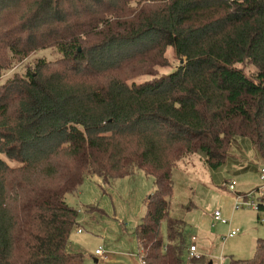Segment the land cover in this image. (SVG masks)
I'll list each match as a JSON object with an SVG mask.
<instances>
[{"label": "trees", "instance_id": "16d2710c", "mask_svg": "<svg viewBox=\"0 0 264 264\" xmlns=\"http://www.w3.org/2000/svg\"><path fill=\"white\" fill-rule=\"evenodd\" d=\"M235 142L264 166V0H0V264H83L66 194L136 170L155 180L142 264H184L174 170H222ZM235 264H264V238Z\"/></svg>", "mask_w": 264, "mask_h": 264}, {"label": "rangeland", "instance_id": "374dc122", "mask_svg": "<svg viewBox=\"0 0 264 264\" xmlns=\"http://www.w3.org/2000/svg\"><path fill=\"white\" fill-rule=\"evenodd\" d=\"M36 55L52 60L56 57L51 49H40ZM166 55L168 66L158 68L160 74L171 72L179 63V58L171 49ZM16 70H21V65L7 70L1 80L4 81ZM246 145L235 142L231 146L229 152L233 164L222 170L211 171L200 154L184 158L174 170L171 215L173 212L185 222L187 244L199 237V256L204 257L200 262H193L187 252L184 264H233L250 259L255 253L257 240L264 237V212L258 220L257 210L248 206L233 207L236 193L243 195L262 185L257 172L261 162L246 149ZM248 163L247 170L238 171L246 168ZM231 180L238 182L234 192L223 186L225 181ZM154 190V178L142 170L113 178L110 182L103 176L86 177L77 192L66 194V202L78 212L77 225L69 237L68 251L81 253L83 264H142L135 231L146 214L147 199ZM262 194L261 190H255L254 200ZM215 210L226 214L231 226L217 223L211 228L208 219ZM231 228L238 229L239 233L228 236ZM166 230V222H163L164 238ZM98 249H102L107 258L96 255Z\"/></svg>", "mask_w": 264, "mask_h": 264}, {"label": "built area", "instance_id": "2783aa9c", "mask_svg": "<svg viewBox=\"0 0 264 264\" xmlns=\"http://www.w3.org/2000/svg\"><path fill=\"white\" fill-rule=\"evenodd\" d=\"M259 179H260L262 185L260 187H258V189L250 190V191L244 193L243 195L241 193H236L235 204L233 206L234 209L244 208L245 206H248V207L253 208L257 211L259 210L260 202H262V201L259 200L260 198L258 200H254V198H255V190H261L263 192L262 196L264 198V166L260 167V169H259ZM237 185H238V182L236 180H231L228 183H225L224 187L228 188L230 191L234 192ZM241 198H242V200H241ZM212 217H213L215 223H221V224L231 226V220L227 216H225L221 210H215L212 214ZM262 222H264V219ZM79 231H81V230H79ZM238 233H239L238 229L231 228L228 236L233 237V236H236ZM188 253H189L190 257H192V258L200 259L202 257V255L199 256V251H198L197 245L194 243L189 246ZM96 255L107 258V256L104 254V251L102 249H98L96 251ZM141 262L143 263L142 260H141Z\"/></svg>", "mask_w": 264, "mask_h": 264}, {"label": "crops", "instance_id": "0c3cea01", "mask_svg": "<svg viewBox=\"0 0 264 264\" xmlns=\"http://www.w3.org/2000/svg\"><path fill=\"white\" fill-rule=\"evenodd\" d=\"M257 172H258V170H257ZM173 204V203H172ZM172 208H173V205H172ZM172 208H171V210H172ZM213 214V213H212ZM212 214H211V216H210V219H208V222H210V226H211V228H214V227H216V225H217V223H215L214 222V219H213V217H212ZM224 214V213H223ZM225 216H227L226 214H224ZM172 217H174V218H178V219H181L180 217H177V216H174V214H173V212H172ZM228 217V216H227ZM257 218H258V220L260 219V218H262V216H261V214H257ZM264 223V222H263ZM220 224V223H219ZM199 237H196L193 241V243L195 244V242L197 243V248H199L200 247V241H199V239H198ZM262 238H264V237H262ZM202 240V239H201ZM258 241V240H257ZM193 243H191V244H193ZM199 243V244H198ZM190 244V245H191ZM257 244V243H256ZM255 247H256V245H255ZM189 250V247H188V249H187V251ZM255 250V249H254ZM254 255H255V253H254ZM254 255H253V257H254ZM252 257V258H253ZM251 259V258H250ZM204 260V259H203ZM202 260V261H203ZM245 260H248V259H245ZM245 260H242V261H245ZM241 262V261H240ZM236 262H234L233 264H235ZM209 264H213L212 262L211 263H209Z\"/></svg>", "mask_w": 264, "mask_h": 264}, {"label": "water", "instance_id": "95a60500", "mask_svg": "<svg viewBox=\"0 0 264 264\" xmlns=\"http://www.w3.org/2000/svg\"><path fill=\"white\" fill-rule=\"evenodd\" d=\"M97 261V259H95Z\"/></svg>", "mask_w": 264, "mask_h": 264}]
</instances>
